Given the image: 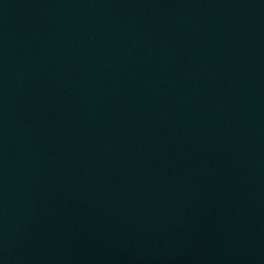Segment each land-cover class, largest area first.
Instances as JSON below:
<instances>
[{
  "label": "water",
  "instance_id": "obj_1",
  "mask_svg": "<svg viewBox=\"0 0 264 264\" xmlns=\"http://www.w3.org/2000/svg\"><path fill=\"white\" fill-rule=\"evenodd\" d=\"M0 264H264V0H0Z\"/></svg>",
  "mask_w": 264,
  "mask_h": 264
}]
</instances>
